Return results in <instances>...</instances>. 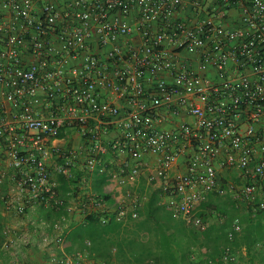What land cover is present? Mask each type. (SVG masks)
Returning a JSON list of instances; mask_svg holds the SVG:
<instances>
[{
    "label": "built area",
    "instance_id": "1",
    "mask_svg": "<svg viewBox=\"0 0 264 264\" xmlns=\"http://www.w3.org/2000/svg\"><path fill=\"white\" fill-rule=\"evenodd\" d=\"M232 9L241 23L230 27ZM229 169L241 185L222 183ZM97 170L112 203L90 189ZM144 172L197 227L212 193L264 210V0H0V215L32 224L0 223L1 249L40 234L49 264H93L64 249L66 231L96 210L138 219ZM62 175L82 191H62ZM44 207L61 215L38 217ZM241 229L233 219L229 236Z\"/></svg>",
    "mask_w": 264,
    "mask_h": 264
},
{
    "label": "trees",
    "instance_id": "2",
    "mask_svg": "<svg viewBox=\"0 0 264 264\" xmlns=\"http://www.w3.org/2000/svg\"><path fill=\"white\" fill-rule=\"evenodd\" d=\"M93 177L92 190L111 202L110 195L103 192L106 172L97 170ZM79 178L62 175L61 190L82 191ZM214 194L201 204L203 226L199 227L175 217L157 191L145 200L138 219L105 222L102 212L93 211L77 224L66 249L86 252L95 264H264V210L254 213L246 203L248 214L243 216L238 200L228 196L232 205L222 206L214 203ZM43 210L49 211L52 219L61 215L45 207ZM235 218L243 231L231 238ZM1 244L0 236V248Z\"/></svg>",
    "mask_w": 264,
    "mask_h": 264
},
{
    "label": "rangeland",
    "instance_id": "3",
    "mask_svg": "<svg viewBox=\"0 0 264 264\" xmlns=\"http://www.w3.org/2000/svg\"><path fill=\"white\" fill-rule=\"evenodd\" d=\"M80 142L81 141H80L79 137L77 136L74 139H72L71 144L73 146H78L80 144ZM226 171H228L227 172L228 174L225 175L227 177H224L223 175H222L223 177H221L222 183L225 186H227L230 182L236 183L237 185H241V183H242L241 176H238V178H236V173H234L235 171H231V170H226ZM94 181H95V179L93 178L91 180V186L94 185ZM156 188L158 189V194H159V197H160L159 187L155 186L154 184L152 185L151 183H149L145 179V180H143L141 182L140 192L143 193L144 195H146L147 199H148L156 191ZM235 194H236V192L230 191V192L227 193V195H224V196L218 195V194H214V196L212 198L215 200V201L213 200L215 204H219V205L221 204L222 205V204L225 203V205L228 206L229 204L232 205V203L229 201V199L227 197L231 196L232 198L236 199L235 198ZM236 200H238V199H236ZM238 202L239 203H237V204H238V206L240 208L239 209L240 210L239 213L242 214L243 216L247 215L248 213L246 211V203L242 202L240 200H238ZM230 214L233 215V213H230ZM242 215H240L241 218H243ZM0 222L1 223H3V222L10 223L13 226V228H15V230L17 232L26 231V230H29V229L32 228V224L27 219L23 220V219H19V218H7L6 216L0 215ZM245 223H246V221L243 222L244 226H245ZM40 236H41L40 234H36L35 238H34V242L29 244L26 248H24L23 251H19L16 254L5 252V251H3L0 248V261L3 262L4 264H18V263L19 264H27L28 262H33L34 264H49V256H50L51 251H52L53 248L52 249L51 248H45L42 244H39L38 240L40 239ZM68 243L65 242V246ZM36 247H38L39 249L43 248V249H45L47 251L46 255L44 256L43 261L40 262V263L36 262L35 260H31V259L26 261L27 260V255H28V254L26 255V253H28L30 251V249L36 248ZM92 262H93V264H95L94 261H92ZM257 264H260V262H257Z\"/></svg>",
    "mask_w": 264,
    "mask_h": 264
},
{
    "label": "crops",
    "instance_id": "4",
    "mask_svg": "<svg viewBox=\"0 0 264 264\" xmlns=\"http://www.w3.org/2000/svg\"><path fill=\"white\" fill-rule=\"evenodd\" d=\"M227 20H228V25L231 27V26H238L241 22H240V11H239V9H232L231 10V12H230V14H229V16H228V18H227ZM139 42V40L137 39L136 40V42L135 43H138ZM165 45L169 48V49H171V50H177L176 51V59H177V61L179 62V63H181V62H183L184 61V58H186V56L187 57H190L191 58V61H192V63L194 64V65H196L197 64V58H196V56H194L193 54H190V53H188V52H186V51H184V50H178L177 48H176V46L173 44V43H170V42H166L165 43ZM176 119L177 118H173L172 120H170V121H168V122H165L164 124H162V126L163 127H171V126H173L174 124H175V121H176ZM189 120H191L192 118H188ZM72 142V139L70 138V139H68L67 141H66V144L67 145H69V143H71ZM62 143H65V140H62ZM108 159H110L109 158V156L106 158V160H108ZM146 161L149 163V170L151 169V168H154V166H155V158H154V156H152V155H149V156H147V158H146ZM229 170H231V171H235L234 173H236V178H238V176H240V171L239 170H237V169H229ZM174 171V170H173ZM220 172V177H227V176H225V175H227L228 173V171H226V170H220L219 171ZM223 175V176H222ZM147 180L148 181V179H147V173L146 172H144L142 175H141V177H140V180H139V183H138V186H137V189L140 191V188H141V182L143 181V180ZM153 187V186H152ZM93 187L91 186V184H90V189H92ZM156 191L158 192V189L156 188ZM160 198V197H159ZM36 213V215L38 216V217H45V218H50V212L49 211H47V210H43L42 208L39 210V212H35ZM52 217V216H51ZM83 217L84 216H82V214H77L76 216H75V218H74V220L72 221L73 223L71 224V229H68L67 231H66V233H65V242L66 243H68V242H70V238H71V235L73 234V232H74V230H75V227L77 226V224L78 223H80V221L83 219ZM53 218V217H52ZM52 218H50L51 220H49V221H52L53 219ZM27 218H25V220H26ZM243 229V228H242ZM240 230V232H242L243 230ZM48 230H50V231H52L51 230V227H49L48 228ZM64 249L65 250H67L66 249V246H65V243H64ZM57 253L58 252H60V250H57L56 251ZM46 253H47V251L45 250V249H39L38 247H36V248H32V249H30V251L28 252V253H26V255H27V260L26 261H28V260H35L36 262H38V263H40V262H42L43 261V259H44V256L46 255ZM24 260V259H23ZM93 261V260H92ZM19 264V263H18Z\"/></svg>",
    "mask_w": 264,
    "mask_h": 264
}]
</instances>
